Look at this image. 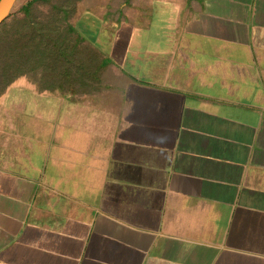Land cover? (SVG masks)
Masks as SVG:
<instances>
[{
  "label": "crops",
  "instance_id": "1",
  "mask_svg": "<svg viewBox=\"0 0 264 264\" xmlns=\"http://www.w3.org/2000/svg\"><path fill=\"white\" fill-rule=\"evenodd\" d=\"M91 1L0 108V264H264V0Z\"/></svg>",
  "mask_w": 264,
  "mask_h": 264
},
{
  "label": "trees",
  "instance_id": "2",
  "mask_svg": "<svg viewBox=\"0 0 264 264\" xmlns=\"http://www.w3.org/2000/svg\"><path fill=\"white\" fill-rule=\"evenodd\" d=\"M79 1L18 0L0 26V101L24 77L38 93H56V52L73 32L71 21ZM46 6L49 9L43 12Z\"/></svg>",
  "mask_w": 264,
  "mask_h": 264
},
{
  "label": "rangeland",
  "instance_id": "3",
  "mask_svg": "<svg viewBox=\"0 0 264 264\" xmlns=\"http://www.w3.org/2000/svg\"><path fill=\"white\" fill-rule=\"evenodd\" d=\"M116 2L117 0H110V3H112L113 7L116 6ZM56 3V0H55ZM83 6L86 9L92 10L94 8H92L93 4L91 0H81L77 3V9L78 7ZM49 9V6L46 7H42L41 10L43 12H46ZM29 91L38 93L35 89V86L32 85V83L30 82V80L26 79V78H21L19 79L15 84H13L9 91L7 92L6 96L0 101V108H13L11 106H13L12 104H15L17 102V100H25L26 95L30 94ZM40 94V93H38ZM25 96V98H24ZM20 102L18 101L17 107H20Z\"/></svg>",
  "mask_w": 264,
  "mask_h": 264
},
{
  "label": "water",
  "instance_id": "4",
  "mask_svg": "<svg viewBox=\"0 0 264 264\" xmlns=\"http://www.w3.org/2000/svg\"><path fill=\"white\" fill-rule=\"evenodd\" d=\"M18 0H0V26L10 17Z\"/></svg>",
  "mask_w": 264,
  "mask_h": 264
}]
</instances>
